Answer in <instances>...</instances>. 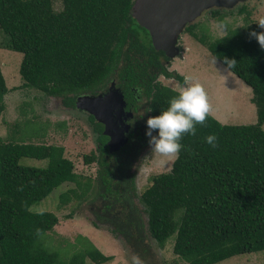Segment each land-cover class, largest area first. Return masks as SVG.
<instances>
[{"label":"trees","instance_id":"1","mask_svg":"<svg viewBox=\"0 0 264 264\" xmlns=\"http://www.w3.org/2000/svg\"><path fill=\"white\" fill-rule=\"evenodd\" d=\"M134 7L135 0H63V9L56 11L52 0H0V27L9 37L6 47L23 54L21 87L60 96L68 109H75L77 96L96 93L115 79L127 100L136 101L143 94L152 109L150 117L160 115L179 91L163 85L158 76L181 82L184 77L168 70L170 58L156 48L148 29L133 16ZM246 10L243 5L239 12ZM218 19L224 23L223 15ZM247 19L216 38L199 35L195 23L186 30L226 67L225 57L236 61L230 70L254 91L256 123L224 124L210 115L206 126L197 125L195 136L185 135L180 141L184 147L171 169L151 177L138 198L142 214L134 210L126 219L111 222L98 214L91 219L97 228L107 224L142 258L152 254L145 232L161 248L175 238L173 252L188 264H218L236 255L264 251V49L249 36L262 29ZM9 91L0 65V114ZM89 120L96 132V149L84 154L83 162L97 164L95 197L108 193L110 200L131 207L136 196L115 184L122 178L133 189L132 161L109 153L102 124L91 115ZM213 134L215 148L205 139ZM128 153L132 149L123 155ZM21 158L46 159L47 165H24ZM73 167L62 146L26 142L23 136L0 140V264L112 260L85 236L77 237L78 245L68 243L75 251L70 256L64 254L65 247L52 249L40 240L44 234L49 238L59 218L53 211H42V215L29 211L31 205L62 183H75L82 192L74 188L61 193L60 205L82 199L92 188L90 180L82 186ZM73 215L69 212L65 218Z\"/></svg>","mask_w":264,"mask_h":264},{"label":"rangeland","instance_id":"2","mask_svg":"<svg viewBox=\"0 0 264 264\" xmlns=\"http://www.w3.org/2000/svg\"><path fill=\"white\" fill-rule=\"evenodd\" d=\"M52 1L56 11L63 9V0ZM243 5L247 10L241 13L239 10ZM220 15L224 16V23L219 21ZM262 17H264V0H241L229 7L214 5L207 7L185 26L178 38L181 53L177 57L170 58L166 63L169 71L183 77L191 76L204 86L213 108L211 116L221 123H256L258 114L257 106L252 100L254 91L230 69L226 70L227 67L191 35L186 27L195 23L198 25L196 32L199 35L206 33L216 38L225 35L228 27L242 26L247 18L248 21L256 23ZM8 41V35L0 27V65L10 89L5 97V108L0 114V140L23 136L26 142L62 146L64 155L73 162V169L78 174L82 186L88 180L92 184L91 190L82 199L72 198L67 204L60 205L61 193L74 188L78 193L82 192V189H78L75 183L66 182L54 188L43 200L31 205L30 209L33 211H53L59 218L58 224L48 232L49 238H45V234L40 236L41 242L52 249L56 248L54 245L65 247L63 248L64 254L70 256L75 251L73 246L67 245L70 242L78 245L80 242L77 240L78 236H85L88 239L96 238L97 247L112 258L111 261L103 264H132L133 256H139V254H134L120 236L112 234L107 224H100L98 228L91 224L93 215H99L105 205H102L101 200L95 197L97 192L96 162L89 164L83 162V155L96 149V132L93 123L83 111L68 109L60 96L47 95L35 88L21 87L23 79L20 74V65L23 54L7 48ZM158 81L176 91L184 86V82L179 79L164 75H159ZM139 106L140 110L135 114L132 122L137 135L131 141L132 153L127 156V159L132 161L130 175L133 177V189L129 187V194L136 196L133 198V206L131 205L128 211L135 210L142 214L143 205L138 201L139 195L150 184L153 175L171 169L176 157H163L152 153L148 144L149 138L146 136V122L149 114L148 109H145L147 106L145 95L140 99ZM262 128L264 129V123ZM153 135H158V132H154ZM20 163L44 167L47 165V160L21 158ZM121 208L119 204H115L113 210L115 214L112 213V217H116L119 214L117 212L121 210L124 215L125 211ZM69 212H74V215L67 219L65 215ZM112 217L109 218L111 219L109 222L112 221ZM143 222L146 227L144 217ZM145 234L152 254H149V258L139 256L143 264L147 262L148 264L149 262L188 264L174 254L175 238L170 239L166 246L161 248L149 233L145 232ZM87 264L96 263L88 258ZM218 264H264V251L236 255Z\"/></svg>","mask_w":264,"mask_h":264},{"label":"water","instance_id":"3","mask_svg":"<svg viewBox=\"0 0 264 264\" xmlns=\"http://www.w3.org/2000/svg\"><path fill=\"white\" fill-rule=\"evenodd\" d=\"M241 0H135L133 16L148 29L156 48L163 50L169 58L180 53L178 37L185 26L207 7H229ZM127 102L123 91L115 81L106 92L82 94L76 98V109L92 115L103 125L110 152H117L128 142Z\"/></svg>","mask_w":264,"mask_h":264},{"label":"clouds","instance_id":"4","mask_svg":"<svg viewBox=\"0 0 264 264\" xmlns=\"http://www.w3.org/2000/svg\"><path fill=\"white\" fill-rule=\"evenodd\" d=\"M261 29H264V17L256 22ZM250 38H255L260 47L264 49V31L249 33ZM227 69L235 67L236 61L224 59ZM152 111V109H148ZM213 108L210 98L204 86L195 81L191 76L184 77V86L179 89L177 95L169 101L167 110L162 111L160 115L151 116L147 119L146 136L152 153L163 157H176L183 149L180 141L185 135L195 136L197 125L206 126L207 118L212 114ZM132 123V121H129ZM264 130V129H262ZM158 132V135H153ZM206 142L213 148L217 147V137L209 135ZM31 211V209H28ZM39 214H43L41 211ZM40 230H37L39 235ZM132 264H143L139 256H133Z\"/></svg>","mask_w":264,"mask_h":264},{"label":"flooded vegetation","instance_id":"5","mask_svg":"<svg viewBox=\"0 0 264 264\" xmlns=\"http://www.w3.org/2000/svg\"><path fill=\"white\" fill-rule=\"evenodd\" d=\"M179 38V37H178ZM113 81H115V84H116V87L117 88H120L119 86H118V82L115 80V79H112V81L110 82V84H108V85H106L105 87H103V88H101V89H99V90H97V92L96 93H90V94H99V93H103V92H106L107 91V89L112 85V82ZM121 90H122V88H120ZM123 91V90H122ZM85 94H87V93H85ZM89 94V93H88ZM123 94H124V91H123ZM125 95V94H124ZM144 95L143 94H138V99L136 100V101H129V100H127L126 99V95H125V100H126V102H127V107H126V111H125V113L126 114H128V113H130L131 112V115H130V117L127 119V121H126V123L128 124V126H129V128H128V133L126 134V136H127V138H128V142H127V144L123 147V148H121L119 151H117V153H116V157L117 156H122V159H125L128 155H129V153H128V155H123V152L125 153V151H127V149L129 150L130 149V146H131V144H132V139H133V137L134 136H136L137 135V133L135 132V130L133 129V123H129V121H134V119H135V114L140 110V106H139V102H140V99L143 97ZM78 97V96H77ZM146 98V97H145ZM146 103H147V99H146ZM148 109V105L145 107V109ZM76 109V108H75ZM84 112V111H83ZM84 113H86V115L88 116V118H89V115L90 114H88L87 112H84ZM148 114H149V111H148ZM92 116V115H91ZM149 117H150V114H149ZM97 122V121H96ZM102 127H103V125H102ZM143 135L141 134V137H142ZM108 140V139H107ZM107 143V142H106ZM108 147V146H107ZM108 151H109V149H108ZM109 153H112V152H110L109 151ZM115 152H113L112 154H114ZM115 168V167H114ZM114 172L118 175V173H119V170H117L116 168H115V170H114ZM117 180V182H116V184H115V187H117L118 189H125L124 191L126 192V194H129V189L127 188V186H126V183H124L123 181H122V178H118V179H116ZM99 199L101 200V202H102V205H104V209L100 212V216L101 217H103V218H110V217H112V213L113 214H115V212H113V210H114V205L115 204H119L120 205V208L121 209H123L124 211H125V214L123 215V213H122V210L121 211H118L117 213H119L116 217H112V220H116L117 218L118 219H121V218H127V215H128V213H129V215H130V212L128 211L129 209H130V207L127 205H122V204H120L119 203V201L118 202H114V200L112 201V200H110L111 199V197H110V194H108V193H105V195L104 196H102V197H99ZM100 209V208H99ZM111 220V219H110Z\"/></svg>","mask_w":264,"mask_h":264},{"label":"crops","instance_id":"6","mask_svg":"<svg viewBox=\"0 0 264 264\" xmlns=\"http://www.w3.org/2000/svg\"><path fill=\"white\" fill-rule=\"evenodd\" d=\"M98 238V237H97ZM94 242H95V244L97 245V240H96V238L95 239H92ZM99 241H100V239H99ZM105 241V240H104ZM100 242H103V240H101ZM100 244V243H99Z\"/></svg>","mask_w":264,"mask_h":264}]
</instances>
